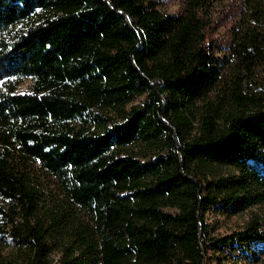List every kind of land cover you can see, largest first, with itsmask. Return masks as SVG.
Segmentation results:
<instances>
[{
	"label": "trees",
	"instance_id": "obj_1",
	"mask_svg": "<svg viewBox=\"0 0 264 264\" xmlns=\"http://www.w3.org/2000/svg\"><path fill=\"white\" fill-rule=\"evenodd\" d=\"M233 14L228 68L215 33ZM259 66L264 0H183L176 13L158 0H0V264L249 257L264 212L219 238L206 213L264 204ZM139 142L155 153L131 152ZM38 168L68 206L42 210Z\"/></svg>",
	"mask_w": 264,
	"mask_h": 264
},
{
	"label": "rangeland",
	"instance_id": "obj_2",
	"mask_svg": "<svg viewBox=\"0 0 264 264\" xmlns=\"http://www.w3.org/2000/svg\"><path fill=\"white\" fill-rule=\"evenodd\" d=\"M161 2L163 8L170 13L178 12L183 6V0H158ZM217 4L215 8L219 7ZM235 15H231L230 18L222 19L221 25L219 26L217 32L215 33V38L220 44V48L217 50V55L224 57L226 56V66L230 68L229 64H232L231 48H232V38L230 27L232 24ZM226 67V68H227ZM227 73L230 74V71L227 70ZM231 75V74H230ZM256 82L264 81V66L258 67L256 71ZM1 84V82H0ZM31 80L26 79L21 82L17 90L19 92H25L30 89ZM200 103L197 104V108H193L190 114H187L190 120V123L193 127L191 130L190 136H193L196 130L199 127L200 123ZM113 119H119V116L113 109H109L106 112ZM129 150L138 156L144 154H154L155 151L150 150L147 144L139 142L134 143L129 146ZM213 174H228L232 173L233 170L227 167L214 166L211 168ZM38 186L41 192V208L45 211L46 208H51L54 203H59L62 206H68L67 201L65 200L63 194L59 187H57L56 182L53 177L44 172L42 169L38 168ZM74 209V208H73ZM76 210V213L81 214L80 210ZM264 212L263 205H253L246 209L245 211L239 213H228L222 212L217 208H211L206 213V221L209 224V232L212 236L217 238L225 236L232 233L233 231L240 230L244 224L254 215L261 214ZM44 217V216H42ZM69 230H64L59 233L56 243L59 248L64 241V238L68 236ZM12 245H8L7 248L3 251V254H7ZM231 247L226 248L225 252H215L213 250L208 251L207 255V264H264V243L257 244L253 247V251L249 257H243L239 251H231ZM61 256L59 249H54L50 254V258L53 261H57Z\"/></svg>",
	"mask_w": 264,
	"mask_h": 264
}]
</instances>
